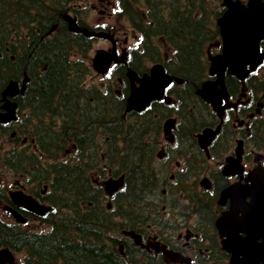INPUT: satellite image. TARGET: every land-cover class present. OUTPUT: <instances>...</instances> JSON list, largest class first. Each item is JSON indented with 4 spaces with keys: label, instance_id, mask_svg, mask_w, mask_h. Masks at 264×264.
Here are the masks:
<instances>
[{
    "label": "trees",
    "instance_id": "trees-1",
    "mask_svg": "<svg viewBox=\"0 0 264 264\" xmlns=\"http://www.w3.org/2000/svg\"><path fill=\"white\" fill-rule=\"evenodd\" d=\"M121 1L124 15L140 21L146 42L166 36L173 43L176 62L169 71L198 84L205 76L202 47L216 35L208 0H185L184 5L176 1L170 20L155 12L156 0H147V25L130 0ZM72 2L0 0V93L8 81L27 74V90L18 101L24 112L23 132L36 146V155L27 147L19 152L0 149V168L29 175L36 183L49 181L54 209L47 233L15 229L0 218V246L23 250V264H164L117 238L121 230L136 229L147 220L151 198L164 177L154 167L159 121L151 114H125V97H116L110 84L105 89L87 85L90 39L72 36L62 19ZM55 24L56 32L48 34ZM4 43L13 47L8 55L1 49ZM75 50L81 59H75ZM117 76L123 78L125 72ZM178 98L183 128L197 129L209 119L193 92ZM182 145L194 150L189 132ZM63 154L67 158L61 159ZM107 174L125 175L110 208L100 185Z\"/></svg>",
    "mask_w": 264,
    "mask_h": 264
},
{
    "label": "flooded vegetation",
    "instance_id": "flooded-vegetation-1",
    "mask_svg": "<svg viewBox=\"0 0 264 264\" xmlns=\"http://www.w3.org/2000/svg\"><path fill=\"white\" fill-rule=\"evenodd\" d=\"M80 1H82V3L85 1V3H89V6L93 10L96 9V5L93 3V0ZM145 1L147 2V0ZM168 1L169 0H162L157 3L156 8L159 12L160 10L165 8L164 3ZM118 2V0H97V3L102 5V9H100V12L106 13L108 9H111L112 11L109 12L110 14H113L114 9H116L118 5ZM146 7V10L150 9V6L146 5ZM79 9V6L71 7V11L73 12L72 14L76 16L79 23L83 24V27H89L95 31H103L105 23L97 22L91 24L89 22L88 16L83 17V15L79 16L77 14ZM160 13L162 16H164V12L161 11ZM112 34L114 37L117 36V32H112ZM167 47L170 46L167 45ZM115 49L120 54H125L127 50L128 56H131V48L128 47L127 38L123 41V43L116 40ZM4 50L7 51L8 47H5ZM169 50L171 51V48H169ZM262 66H264V64ZM118 67L123 68L125 67V64L119 63ZM258 70L262 72L263 69L260 68ZM213 81L214 78L210 77L206 82L210 84ZM225 85L230 98L224 101L222 103V106L218 107V110L213 111L212 109L211 116L209 117L207 122L208 124H211L210 126L216 127L217 125H220L221 127V132L215 137L208 148L209 153H207L200 146L198 139L194 137L195 131H192L190 133V137L193 140L194 152L187 154V160H185L184 158L180 160L178 156L179 151L177 150V143L182 149L186 148L182 145L183 141L186 139V136L182 134L184 133V131L177 134L175 133L169 138L164 137L161 141V149L163 150V152L162 158L158 159V163H167L162 167L165 171H169V177L165 179V182L170 183L173 188V180L182 171L179 167V163H198L197 156H199L200 160H202L204 163H225L226 157L234 155L235 149L233 147V144H236L237 142H240L242 145V163H244L246 167L249 163H256L258 166L264 169V97H261L259 95V91H261L262 88V80L257 78V80L254 81L253 78H248L244 82L240 81L234 76H227ZM3 104L4 101L0 96V112L3 111ZM19 113L20 108L18 106L17 114ZM17 122L18 120L13 123L1 124L6 126V129L12 131L10 134L15 142L20 141L19 144L17 143L16 145H14L15 149H17V147L20 148L26 146L27 143L26 137L18 136L17 134ZM31 140L33 139L30 138V141ZM197 151L199 152L198 155H196ZM211 155L213 158H211ZM209 159H211L212 161H209ZM172 163H176V166L173 167ZM219 171L220 170L218 167L215 172L213 170L207 171L212 184L211 190L212 192L217 191V194H219L221 190L226 188L228 186V183L216 182L217 177L214 175L217 174L218 178L222 177L223 179H229L223 176V174ZM243 182L247 183L249 182V179L245 177ZM15 186V188H18L19 191H22L25 194L34 197L40 205L44 206L48 204V202H46L45 190L39 192L41 186L37 187V185H35L32 180H28L26 182V185L22 182L17 181L15 183ZM5 195L6 192H4V196ZM10 204L13 206V203L11 201L9 205ZM228 206L229 202H226L222 206H219L218 216L223 210L227 209ZM18 210L26 216L28 220L26 226L29 225L31 221L37 219L36 215L25 208L19 207ZM194 213L195 214L192 215L191 220L188 224L183 225V223H180V219L174 220V222L169 223L166 226V230L172 229L174 230V232H167L163 228H161L156 237L162 244H165L167 248L173 251L181 252L182 254L195 260L197 263H201L202 252L199 248V245L201 243L199 231L206 227L208 221L206 219V215L199 216L197 210H195ZM182 230L186 232V235L184 237L180 233ZM144 238L148 240L151 238V236L147 235ZM207 241H209V238L205 237V242Z\"/></svg>",
    "mask_w": 264,
    "mask_h": 264
},
{
    "label": "water",
    "instance_id": "water-1",
    "mask_svg": "<svg viewBox=\"0 0 264 264\" xmlns=\"http://www.w3.org/2000/svg\"><path fill=\"white\" fill-rule=\"evenodd\" d=\"M228 11L224 17L219 20V25L226 24L222 31L224 41V53L222 56L213 58L211 73H217L219 80L212 87L217 89H203L200 91L203 98L212 101V97L221 102L220 94L225 93L224 74L226 66H229L228 72L242 78L247 72L245 64L247 61L258 57V45L260 40L264 39V4L261 0H250L248 7L241 5L239 2H228ZM68 21L69 28L72 31H80L76 21L69 15H64ZM116 59L115 54L99 51L94 59V68L99 73H105L112 60ZM128 76L132 82L131 95L128 98L127 111H142L153 99H160L163 96L165 87L172 81V78L165 74L161 66H156L151 71V76H145L141 79V85L137 88L134 84L135 74L129 71ZM27 81V78H25ZM220 86V88H218ZM19 85L16 81H11L3 92V96L13 97L19 92ZM25 89V83L22 92ZM226 97V95H224ZM219 102V103H220ZM6 108L9 109L11 101L7 102ZM9 113L0 116V122L14 120L16 103H12ZM172 124L171 121L166 123V131ZM204 139L210 141L213 133L206 130L203 135ZM241 170L238 168L237 160L231 162L225 169L227 175L237 174ZM230 172V173H229ZM123 184V177L118 180H108L105 182L108 193L116 191ZM259 184L255 185L254 202L251 203L245 213L244 220H240L238 213L241 210L242 201L250 193L251 189L241 191L239 189L232 192L233 206L227 214L219 221V226L227 227V240L224 241L225 248L230 251L235 258L239 259L240 264H257L264 262V198L258 196ZM264 186V183H262ZM228 196V191L224 193ZM261 208V209H258ZM15 213V212H14ZM17 217L19 215L16 214ZM21 219V218H20ZM23 220V219H21ZM239 233H246L245 238H241ZM133 237H136L133 235ZM259 239L262 240L259 243ZM241 257V258H240ZM190 264L188 260L185 261Z\"/></svg>",
    "mask_w": 264,
    "mask_h": 264
},
{
    "label": "rangeland",
    "instance_id": "rangeland-1",
    "mask_svg": "<svg viewBox=\"0 0 264 264\" xmlns=\"http://www.w3.org/2000/svg\"><path fill=\"white\" fill-rule=\"evenodd\" d=\"M91 2V1H90ZM92 3V2H91ZM93 3L96 5V9L92 10L90 9V6L88 5V8H80L79 10H86L88 12L89 16V22L91 24L97 23V22H107L109 24L108 30L109 31H116L117 32V38L120 39V41L123 43V41L127 38L128 45L129 47H137L138 45V34L134 33L131 29V25L129 21L123 19L122 17H118L116 14H110L111 9H108L106 13H101L100 9H102V5L97 3V0H93ZM84 5V2L76 3L75 6H82ZM104 48L109 50L111 48V44L109 42H103V40H95V45L92 48L91 51V56L94 55L97 49ZM215 49H213L212 52H214ZM110 76L108 74L106 75H98L96 73H93V75L88 79V82L95 83L100 86H107V84L110 82L113 90H119L121 89V86L118 85L115 79L111 80L109 79ZM2 147L6 150L9 151L11 149V142H9V136L5 137L2 142L0 143ZM213 163V162H212ZM210 163L209 165L211 168L217 167L214 164ZM203 172L199 175V178H203ZM17 180H20V177L13 175L11 171L5 170H0V181L3 183H6V186L8 188H11L12 182H15ZM162 202H164L162 200ZM163 205V203H161ZM36 226L37 230H39V225H34ZM16 257L15 261L16 264H22L23 260V254H16L14 255ZM225 264H229V261H227Z\"/></svg>",
    "mask_w": 264,
    "mask_h": 264
}]
</instances>
